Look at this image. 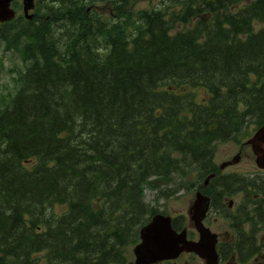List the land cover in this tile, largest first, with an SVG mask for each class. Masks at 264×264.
<instances>
[{
  "label": "trees",
  "instance_id": "1",
  "mask_svg": "<svg viewBox=\"0 0 264 264\" xmlns=\"http://www.w3.org/2000/svg\"><path fill=\"white\" fill-rule=\"evenodd\" d=\"M120 1L117 18H129ZM75 5L60 0L49 20L28 26L22 51L31 62L0 110V264L121 259L153 212L143 200L148 178H182L189 160L206 168L213 140L264 121V30L240 39L254 11L176 34L146 15L147 37H130L118 20ZM255 7L264 11V0ZM197 86L209 89L207 105L194 102ZM205 192L228 193L219 184Z\"/></svg>",
  "mask_w": 264,
  "mask_h": 264
},
{
  "label": "rangeland",
  "instance_id": "2",
  "mask_svg": "<svg viewBox=\"0 0 264 264\" xmlns=\"http://www.w3.org/2000/svg\"><path fill=\"white\" fill-rule=\"evenodd\" d=\"M159 2L160 0H132L130 3L133 4L132 9L137 11L141 8L156 7V5L161 7L163 4H159ZM110 6L111 3L109 1L101 2L97 6V9L100 13L107 15ZM170 10L171 8H167L165 11L168 12ZM177 24L179 28L185 26L183 21H178ZM258 27L257 25L256 28ZM24 69L25 65L21 58L20 51L17 48H9L5 39L0 38V104L8 101L10 96L16 92L18 86L16 85L15 79L18 77L19 71ZM198 95L200 100V95L204 96V92L199 90ZM254 128L255 126L252 124H245L239 134H233L232 139L224 140L217 145L215 153L216 159L214 160L219 164L222 160L231 159L240 150L239 162L226 167L223 172L228 173L235 171L238 173H245L249 176L256 174L264 175V170H260L256 167L255 156L250 146L245 144L246 138L253 132ZM193 173L197 172L193 171ZM186 176H184L181 185H186L187 189L181 190L178 193H166L165 187L162 188L159 186V188H155L154 185L157 183H150L147 188L145 187L144 189L146 202L160 210H165L171 215H175L176 213L186 214L194 199L195 193V189H189L187 182H190V180H187ZM158 190L162 191L157 193ZM64 208V205L57 204L54 210L60 213ZM124 245L126 246L125 255L127 257V262L129 264H134V245H132V243L128 245L127 242ZM122 248L124 249V247Z\"/></svg>",
  "mask_w": 264,
  "mask_h": 264
},
{
  "label": "water",
  "instance_id": "3",
  "mask_svg": "<svg viewBox=\"0 0 264 264\" xmlns=\"http://www.w3.org/2000/svg\"><path fill=\"white\" fill-rule=\"evenodd\" d=\"M10 0H0V20L7 19L13 16V11L8 8ZM27 6H30V1L27 0ZM252 144L253 150L259 155L257 162L264 167V127L260 128L255 136L249 140ZM198 204H202L204 198L198 195ZM206 210V205L203 203L200 206L201 216ZM201 228V226H199ZM206 237L207 232L204 231ZM142 243L137 245L134 249L136 254V264H150L162 258H168L175 255L177 249V236L170 228V220L168 217L156 216L152 222L141 230ZM213 244L208 252L203 251L196 245H191L190 250H195L199 254L206 255L211 258L214 257Z\"/></svg>",
  "mask_w": 264,
  "mask_h": 264
},
{
  "label": "flooded vegetation",
  "instance_id": "4",
  "mask_svg": "<svg viewBox=\"0 0 264 264\" xmlns=\"http://www.w3.org/2000/svg\"><path fill=\"white\" fill-rule=\"evenodd\" d=\"M212 194L217 197V205L220 207H227L230 209H238L240 207H243L244 210H247V207H249L250 209L255 211L264 210V193H254L252 197H249V193H229L227 195L223 193ZM233 198L235 200H233ZM226 199L229 200H227L226 202ZM252 203L256 204L252 206ZM234 205H236V207H234ZM224 222H226V220ZM224 233L226 235V237H224V239L226 238V241L224 242V245L221 247V249L219 248L220 253L218 258V264H264V251L262 250V248L260 252L242 253L241 249L238 248L235 243V237L231 235L229 231H225ZM253 239L256 240L255 235ZM248 243L249 240L243 241V249L249 247ZM190 255L191 254L183 255V257L185 258V264H204V261L197 256H193V259L197 260L196 262H189L186 258L190 257Z\"/></svg>",
  "mask_w": 264,
  "mask_h": 264
}]
</instances>
